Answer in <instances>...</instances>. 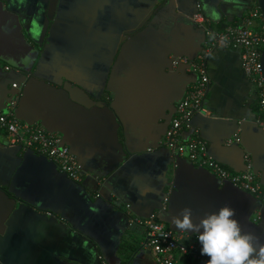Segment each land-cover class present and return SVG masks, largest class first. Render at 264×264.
I'll use <instances>...</instances> for the list:
<instances>
[{"label": "crops", "instance_id": "1", "mask_svg": "<svg viewBox=\"0 0 264 264\" xmlns=\"http://www.w3.org/2000/svg\"><path fill=\"white\" fill-rule=\"evenodd\" d=\"M162 1L0 0V110L11 85L24 82L19 120L60 134L85 172L68 178L44 156L9 147L0 129V264H156L129 217L156 213L180 232L171 218L185 207L198 222L230 205L244 231L264 242L256 198L204 167L174 168L163 143L196 79L184 64L171 67L170 57L192 61L205 46L193 16L219 32L256 1ZM207 75L211 117L195 123L209 153L232 173L248 155L264 187V131L240 51L216 48ZM234 133L241 141L226 144ZM126 241L136 245L133 254L122 249Z\"/></svg>", "mask_w": 264, "mask_h": 264}, {"label": "built area", "instance_id": "2", "mask_svg": "<svg viewBox=\"0 0 264 264\" xmlns=\"http://www.w3.org/2000/svg\"><path fill=\"white\" fill-rule=\"evenodd\" d=\"M193 19L206 30L205 46L195 60L189 61L181 57L173 61L174 66L178 61L189 63L196 79L178 103L175 115L166 129L163 143L172 155L208 169L221 182L230 181L236 187L253 195L264 206V187L257 179V174L253 172L248 155L245 156V168L232 173L208 152L207 143L199 137L197 130L183 138L186 131L192 130L189 122L195 114L210 115L204 107L210 83L207 60L218 47L240 51L242 70L253 85L257 100L255 122L264 131V74L260 60L264 51V15L256 4L247 11L239 23L219 32L207 26L202 14L194 15ZM12 87H16V84H12ZM18 97V94L13 96L7 103L6 110H0V129L9 136L8 146L19 148L21 151L31 150L45 156L68 178L80 181L85 172L68 146L62 144L60 134L49 132L38 123L28 124L16 118L14 109ZM239 141V134L235 133L226 140V144ZM129 224L142 232V245L149 251L156 264H207L208 257L201 255L202 246L197 234L190 235L169 229L156 213L146 218L131 215ZM156 228H159V231Z\"/></svg>", "mask_w": 264, "mask_h": 264}, {"label": "clouds", "instance_id": "3", "mask_svg": "<svg viewBox=\"0 0 264 264\" xmlns=\"http://www.w3.org/2000/svg\"><path fill=\"white\" fill-rule=\"evenodd\" d=\"M171 222L180 232L197 234L207 264H264V242L255 233L244 231L230 205L206 213L198 222H194L193 210L185 207Z\"/></svg>", "mask_w": 264, "mask_h": 264}, {"label": "water", "instance_id": "4", "mask_svg": "<svg viewBox=\"0 0 264 264\" xmlns=\"http://www.w3.org/2000/svg\"><path fill=\"white\" fill-rule=\"evenodd\" d=\"M256 1V4L258 5V7H259V9L261 10V12L263 13V15H264V0H255ZM164 2H166V0H164V1H162V3H164ZM161 3V4H162ZM161 4H159L155 9H154V12L158 9V8H160L162 5ZM178 57H174V56H172V57H170V66L172 67H175V66H177V65H179V64H184L185 66H187V68L189 67L190 68V65H189V63H184V62H180V61H178L177 62V64L174 66L173 65V61L174 60H176ZM190 60L192 59V58H189ZM188 59V60H189ZM261 64H262V70H263V74H264V51H262V53H261ZM13 84H16V87H12V85H11V88L13 89V92H11V95H10V97L8 98V101L7 102H9L10 100H11V98L14 96V95H16V94H20V97H21V93H22V91H24V88H25V83L24 82H20V83H13ZM20 97H19V99H20ZM19 99L17 100V104H18V101H19ZM14 114H15V116H16V118H18L17 117V105H16V107H15V109H14ZM200 117V118H202V119H210V117H211V115H209V116H204V115H202V114H195L191 119H190V125H191V128H192V130L190 131V132H186V134H191V132H193V131H195V130H197L198 131V134H199V136L201 137V132L199 131V128L196 126V123H195V119H196V117ZM19 119V118H18ZM26 123H28V124H33L32 122L30 123V122H26ZM260 128V127H259ZM235 134V133H234ZM233 134V135H234ZM61 136V135H60ZM239 137H240V141H241V136L239 135ZM202 138V137H201ZM229 138H231V137H229ZM61 139H62V144H65V142H64V140H63V138H62V136H61ZM228 139V138H227ZM226 139V140H227ZM239 141V142H240ZM238 142V143H239ZM66 145V144H65ZM19 149V148H18ZM27 151H31V150H27ZM72 152V151H71ZM208 152H209V150H208ZM73 153V152H72ZM246 153V152H245ZM74 154V153H73ZM75 155V154H74ZM76 156V155H75ZM172 156V164H173V167L175 168V167H177L178 165H180V163H185V164H189V165H191V163L189 162V161H187L186 159H184V158H181V157H179V156H177V155H171ZM213 156V155H212ZM45 157V156H44ZM214 157V156H213ZM46 158V157H45ZM76 158H77V160H78V162H79V159H78V157L76 156ZM215 158V157H214ZM47 159V158H46ZM216 159V158H215ZM49 161H51V160H49ZM52 162V161H51ZM79 164H80V166L82 167V165H81V163L79 162ZM251 166H252V170H253V172L255 173V174H257V172H256V170H255V168L253 167V164L251 163ZM82 169H83V167H82ZM84 171V170H83ZM222 183H226V184H230V185H232V186H234L235 188H237V189H239V190H241V191H244V190H242V189H240V188H238V187H236L235 185H233L230 181H222ZM170 185H171V183H170ZM174 187H175V189H174V193H175V191H177L178 190V193H180V195H182V197H184V194H183V192L180 190V188L179 187H177L175 184H174ZM244 192H246V191H244ZM246 193H248V192H246ZM248 194H250V193H248ZM251 195V194H250ZM251 196H253V195H251ZM254 197V196H253ZM255 198V197H254ZM188 234H190V235H192V234H196V233H188ZM130 245L131 246H133V247H135L136 245L134 244V243H130ZM136 248V247H135ZM128 252V251H127ZM135 252V251H134ZM133 252V253H134ZM128 253H130V252H128ZM132 253V254H133ZM128 264V263H127Z\"/></svg>", "mask_w": 264, "mask_h": 264}, {"label": "trees", "instance_id": "5", "mask_svg": "<svg viewBox=\"0 0 264 264\" xmlns=\"http://www.w3.org/2000/svg\"><path fill=\"white\" fill-rule=\"evenodd\" d=\"M122 249H125L126 251L130 252L131 254L135 251V247L131 246L127 241L122 243L121 245Z\"/></svg>", "mask_w": 264, "mask_h": 264}]
</instances>
